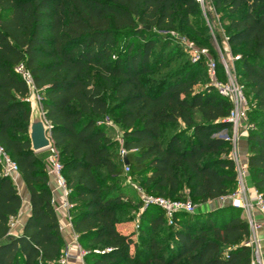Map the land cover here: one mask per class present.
Wrapping results in <instances>:
<instances>
[{
    "label": "trees",
    "instance_id": "obj_1",
    "mask_svg": "<svg viewBox=\"0 0 264 264\" xmlns=\"http://www.w3.org/2000/svg\"><path fill=\"white\" fill-rule=\"evenodd\" d=\"M208 1L227 24L232 54L240 55L234 66L253 124L247 133L248 172L264 197V0ZM196 4L0 0V144L18 163L32 207L23 232L12 236L11 220L22 198L0 167V264H63L64 256L47 166L32 148L33 111L17 71L21 63L43 96L71 221L88 264H251L250 225L231 204L206 214L179 213L173 224L163 209L149 206L140 225L146 237L121 231L126 211L143 202L138 194L137 204L130 200L125 186L116 187L125 179L126 164L106 118L114 117L122 129L129 176L141 179L146 192L185 199L187 191L205 203L238 188L233 145L214 136L229 126L222 119L232 103L210 84L198 87L205 61L188 58L170 74L153 76L177 59L179 43L172 46L170 33L178 21H188L182 9L192 11ZM211 54L224 79L218 55ZM255 116L261 120L253 123ZM166 230L169 239L163 242L158 235ZM88 243L94 247L83 246Z\"/></svg>",
    "mask_w": 264,
    "mask_h": 264
},
{
    "label": "built area",
    "instance_id": "obj_2",
    "mask_svg": "<svg viewBox=\"0 0 264 264\" xmlns=\"http://www.w3.org/2000/svg\"><path fill=\"white\" fill-rule=\"evenodd\" d=\"M203 3L205 0H197ZM192 50L191 59L193 62L205 61L208 68V75L210 78V85H212L222 96L228 98L232 103V108L229 115L222 119L223 122L229 123V126L223 130L215 133L214 136L230 141L233 145L232 157L236 162L238 171V188L229 196L221 198L223 201H230V204L236 208L242 209L244 216L249 222L251 235L248 241V245L252 248V261L251 264H263V258L261 254V238L258 235L260 229L264 228V222H260L256 218L255 212L258 211L261 216H264V197L254 186L247 187L245 184L246 170L242 167L239 155L236 150L238 140L242 132L248 133V130L252 125L248 122V113L250 110V101L246 95L243 85L240 83L235 70L224 59L225 78L222 79L218 74L217 62L211 55L210 51L206 48H196L193 43L189 44ZM240 58V55L232 56L233 62ZM17 71L21 73L25 80L30 95L28 100L32 106L39 109L40 115L44 118L46 126H50L46 120L43 106H42V94L36 87L34 77L32 73L27 69L24 63H21L17 67ZM105 123L112 128L117 129L116 140L121 143L120 156L122 160L127 155L128 151L124 147V133L119 130L109 118L105 119ZM51 145L47 149L49 157L47 159L48 174L55 176L58 185L63 189L65 201L64 206L68 209L71 208V203L68 200L69 190L67 188L66 178L62 172V163L59 160L58 150L54 146L52 137H50ZM0 167L5 176L13 177L20 173L18 163L10 156L6 149L0 144ZM126 172H129L128 165L124 166ZM131 185L135 188L137 194L143 202V207L158 206L165 212L166 218L170 224L174 223L175 216L179 213L185 212L193 214L196 212V206L190 199H170L159 195H154L146 192V190L137 182H131ZM14 224L11 223V227ZM87 254L80 246V264H88L85 261V255ZM69 252H66L61 260L63 264H71L68 260Z\"/></svg>",
    "mask_w": 264,
    "mask_h": 264
},
{
    "label": "rangeland",
    "instance_id": "obj_3",
    "mask_svg": "<svg viewBox=\"0 0 264 264\" xmlns=\"http://www.w3.org/2000/svg\"><path fill=\"white\" fill-rule=\"evenodd\" d=\"M187 9L188 8H186V10L182 9V14H186L187 11L189 12L188 21L184 19L178 21L177 30H173L170 33L172 46H176V44L179 43L178 49H177V59L173 63H168L164 68L160 69L161 71L159 70L153 76L155 78H158L159 76L165 75L167 72L169 73L176 66L185 65L187 63L188 58H191L192 56V50L189 47L190 43H193V45L196 48H206L209 51L210 50L212 52L214 51V53L218 55L219 60L222 63L223 67H224V59H225V61H227L228 64L231 67H233L235 70L234 62L232 60V56H234V54H232L230 50V46L228 45V42H227V35H226L227 24L220 22L221 11H217L208 0H205L203 3H200V4H196L192 8L193 9L192 11H189V9L188 10ZM215 34L217 38L215 37ZM172 48H175V47H172ZM213 58L217 62V59L214 56ZM235 74L237 75L236 70H235ZM198 78L200 79L198 83V87L200 89H203L207 84H210V78L208 75V68H207L206 63L204 65L203 70L200 69V71H198ZM238 79L240 81L239 77ZM196 116L200 117V114L197 112ZM110 120L117 128H119V130H122L119 127V125L116 123V121L114 120V117ZM259 120H261V118L255 116L253 123L258 122ZM251 125L253 126L252 123ZM173 130H170V132H172ZM116 135H117V129L113 128V132L110 131L109 136L112 139H114ZM116 150L120 152L121 150L120 143L118 144ZM230 150L233 151V146H231ZM46 153L47 152L44 151L42 153L43 156ZM124 175H125V179L122 181L121 184L116 185V187L121 185V186H125L126 188H128V191H129L128 197L130 198V200L133 199L135 201L134 203L137 204L138 202L136 198L137 192L135 188L131 185V182H137L140 184L141 179H138V178L135 179L133 177H130L129 173L126 172V170L124 172ZM245 184L247 187L249 186L247 176H245ZM185 193H186L185 199L192 200L196 206L195 214L197 213L206 214L209 212H214V211H217L219 208L226 206L224 205V201L222 199H219L220 202L218 200H214V201L201 203L199 200L193 199L187 191H185ZM144 210L145 208L142 206L135 210L126 211L127 216L121 219L122 224H123V226L121 227V231L123 233H135L136 239H139L140 236L146 237L147 235L146 234L142 235L141 229H140V225L143 223L142 213ZM145 225L147 226V223H145ZM15 231L16 230H15V225H14L12 226V229H11V234L14 236L18 235V233ZM158 237L161 240H163V242H167V240L169 239L168 231L167 230L164 231L162 234H159ZM83 246H87L90 248L94 247L93 245L89 243L84 244Z\"/></svg>",
    "mask_w": 264,
    "mask_h": 264
},
{
    "label": "crops",
    "instance_id": "obj_4",
    "mask_svg": "<svg viewBox=\"0 0 264 264\" xmlns=\"http://www.w3.org/2000/svg\"><path fill=\"white\" fill-rule=\"evenodd\" d=\"M32 106V104H31ZM32 118L31 122L35 115H40L39 109H36L32 106ZM109 132H113V128L109 125ZM115 136V135H114ZM116 137L114 138V140ZM120 143V142H119ZM121 145V143H120ZM237 153L239 155V159L242 167L246 170V176L250 187H253L250 174L248 172V141H247V133L242 132L237 146ZM42 152H37L38 156L47 164V159L49 157V152L46 150V154L43 156ZM14 184L18 188V191L22 198V206L20 208L19 214L17 217L12 218L11 223L15 225V232L22 233L24 229V225L31 214V195L30 191L24 181L21 173H18L11 177ZM49 186L53 196V205L55 208V212L57 214L60 230L64 239V254L69 252V262L71 264H80V243L78 241V236L74 230L72 221H71V211L70 209L64 206L65 196L63 189L58 185L55 176L49 175ZM219 201V200H218ZM220 202V201H219ZM230 201H224V205H229ZM256 218L260 222H264V216H261L258 211L255 212ZM125 226V225H124ZM259 237L261 238L260 246H261V254L263 258L264 264V228L260 229L258 232ZM82 247V246H81Z\"/></svg>",
    "mask_w": 264,
    "mask_h": 264
},
{
    "label": "water",
    "instance_id": "obj_5",
    "mask_svg": "<svg viewBox=\"0 0 264 264\" xmlns=\"http://www.w3.org/2000/svg\"><path fill=\"white\" fill-rule=\"evenodd\" d=\"M51 135L52 128L46 126L44 118L41 115H35L30 124V137L33 150L35 152L46 151L51 145ZM124 161L128 165L129 161L126 156L124 157Z\"/></svg>",
    "mask_w": 264,
    "mask_h": 264
}]
</instances>
